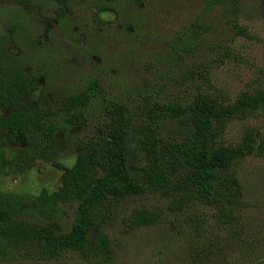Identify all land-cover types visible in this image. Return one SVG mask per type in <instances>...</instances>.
<instances>
[{
  "label": "rangeland",
  "instance_id": "1",
  "mask_svg": "<svg viewBox=\"0 0 264 264\" xmlns=\"http://www.w3.org/2000/svg\"><path fill=\"white\" fill-rule=\"evenodd\" d=\"M0 0L2 62L16 60L39 79L38 89L20 108L37 103L57 115L55 140L45 158L36 149L21 153L25 142L7 143L0 129V191L37 195L59 187L61 172L55 161L70 167L80 141L93 134L103 119L107 102L131 108L149 103L185 102L197 93L215 90L234 100L245 90L264 88V0ZM237 19L259 41L233 37L226 25ZM207 72L212 88L202 81ZM103 87L83 109L84 127H71L59 111L62 99L85 90L90 83ZM214 88V89H213ZM246 129L264 139V116L228 125L225 143H237ZM40 143L39 148L43 147ZM239 179L244 187L247 240L215 224L212 212L203 214L208 228L196 239L192 210L172 213L157 199L130 201L126 214L147 208L161 214L152 226L113 232L115 257L107 263H89L75 253L58 261H39L21 254L18 264H191L190 246L205 251L203 264H264V158L257 154L242 164ZM0 264H5L0 260Z\"/></svg>",
  "mask_w": 264,
  "mask_h": 264
},
{
  "label": "trees",
  "instance_id": "2",
  "mask_svg": "<svg viewBox=\"0 0 264 264\" xmlns=\"http://www.w3.org/2000/svg\"><path fill=\"white\" fill-rule=\"evenodd\" d=\"M51 1L64 5L68 0ZM226 25L235 38L259 41L237 19H228ZM4 57L0 49V129L7 143L25 142L23 155L36 149L45 158L59 131L50 122L57 111L39 103L20 108L37 91L39 79L16 60L2 62ZM202 81L212 88L207 72ZM214 91L216 97L197 93L185 102H145L136 108L107 102L93 134L77 144L73 164L65 167L50 161L61 172L55 191L42 189L37 195L0 191V260L18 264L16 257L24 254L52 262L75 253L85 262L107 263L115 257L113 231L118 226L134 231L160 221L161 214L147 208L125 212L130 201L151 198L165 202L172 213L194 211L196 239L206 233L203 211L208 210L215 224L238 235L241 245L255 247L257 237L247 240L248 202L239 172L248 157L264 158V139L251 129L235 144L225 143L223 136L232 122L264 116V88L245 90L234 100ZM102 92L103 87L92 82L62 99L59 111L65 123L84 127L83 109ZM189 250L191 264H203L198 257L205 247Z\"/></svg>",
  "mask_w": 264,
  "mask_h": 264
}]
</instances>
